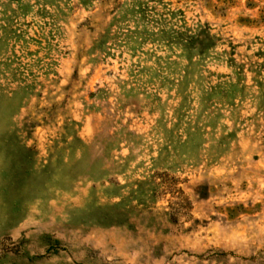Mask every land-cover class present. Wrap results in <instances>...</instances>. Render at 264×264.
<instances>
[{
    "label": "rangeland",
    "instance_id": "1",
    "mask_svg": "<svg viewBox=\"0 0 264 264\" xmlns=\"http://www.w3.org/2000/svg\"><path fill=\"white\" fill-rule=\"evenodd\" d=\"M0 264H264V0H0Z\"/></svg>",
    "mask_w": 264,
    "mask_h": 264
}]
</instances>
